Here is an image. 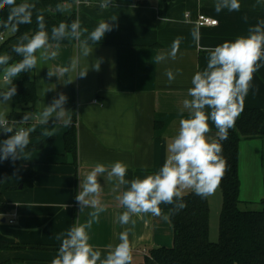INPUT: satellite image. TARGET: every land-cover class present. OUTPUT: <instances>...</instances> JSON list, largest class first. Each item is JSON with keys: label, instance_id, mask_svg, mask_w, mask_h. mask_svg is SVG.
I'll list each match as a JSON object with an SVG mask.
<instances>
[{"label": "crops", "instance_id": "1", "mask_svg": "<svg viewBox=\"0 0 264 264\" xmlns=\"http://www.w3.org/2000/svg\"><path fill=\"white\" fill-rule=\"evenodd\" d=\"M64 1L65 7L75 10L81 28L88 29L81 39L101 20L117 19L109 21L115 27L93 45L92 55L81 59V68L102 60L99 71L90 67L85 78L76 79V73H71L75 80L69 84V75L47 77L48 67L67 66L73 56L80 54L76 41L58 49L53 46L58 56L28 72L34 80L36 94L29 112L39 113L58 93L68 97L64 107L72 112L69 115L70 126L76 129V156L65 150L64 135L69 126L54 122V118L47 125L40 124L38 119L28 122V127L35 129L28 147L38 148L26 150L19 160L32 167L34 176L28 180L5 181L2 197L13 210L0 216V242L25 248L0 252V264H51L61 243L57 236L77 223H85L93 211L85 208L80 212L75 198L81 179L95 164L122 161L128 165L125 179L129 181L157 172L167 158V144L177 134L179 120L189 115L183 101L191 99L187 92L192 87V77L205 69L208 50L248 36L251 27L264 21V0H239L238 11L223 9L219 13L215 11V0H112L105 8L100 7L102 0H94L90 6H76L75 0ZM200 15L215 19L217 26L197 27L195 22ZM195 28L199 29L198 40L192 35ZM177 38H181V44L176 58L156 63L154 57L170 51ZM5 53L3 50L0 55ZM167 69L174 73L181 70L171 83L165 75ZM52 87L55 90L43 95V89ZM8 107V116L13 111L28 112L24 106L13 105L12 100L8 101ZM243 109L264 111V58L253 74ZM209 126L211 131L207 136L216 140L218 130L211 119ZM260 130L264 133V124ZM262 156L264 137L240 141L239 202L244 207L257 208L264 199ZM98 182L102 186L101 202L107 208L89 230V242L101 251L102 258L111 251L110 246L119 243V233L125 228L131 229L132 264H142L154 248L172 246L169 212L174 204H161L159 217L141 214L132 217L134 224L122 226L117 216L125 209L116 196L127 186H118L116 178L108 180L107 173L98 176ZM190 192L187 190L184 195ZM13 215L15 222L10 225L8 221ZM164 215L168 216L167 220Z\"/></svg>", "mask_w": 264, "mask_h": 264}, {"label": "clouds", "instance_id": "2", "mask_svg": "<svg viewBox=\"0 0 264 264\" xmlns=\"http://www.w3.org/2000/svg\"><path fill=\"white\" fill-rule=\"evenodd\" d=\"M111 3L112 0H102L100 7H108ZM6 6H11V10L3 27L15 33L19 30V25L32 22L35 4L25 2L17 5L16 0H0V9ZM214 7L219 13L223 9L238 11L241 5L239 0H215ZM56 10L63 12L65 9L63 5H57ZM116 19L101 20L86 38L81 39L82 33H88V29L81 28L79 18L71 23L60 22L51 28L49 34L43 14L37 13V31L31 36L25 33L12 48L22 59L9 63L12 59L10 54L0 55V66H3L0 105L6 106L0 108V132L12 133L7 139L0 140V161L11 158L14 162L23 158L22 153L29 146L30 135L35 129L17 127V124L25 125L38 119L40 124L47 125L52 118L54 122L63 123L66 127L72 123L69 115L71 111L64 107L68 97L63 92L58 93L50 104L43 105L39 113L25 112L20 121H10L8 101L17 93L14 78L24 72H31L38 64L55 59L58 56L55 49L65 39L78 41L80 54L73 56L67 66L48 67V78L69 75V84L77 77L85 78L90 67L99 71L102 60L97 59L90 66L81 68V59L92 55L95 48L93 45H97L107 32L113 30L115 24L109 21L115 22ZM192 35L198 40L199 29H193ZM180 44L181 38L174 40L170 51L160 52L154 57L155 62L161 63L169 58L174 60ZM208 51L205 69L197 71L192 77V87L187 92L191 99L183 101V108L189 110V115L179 120L178 132L167 144V158L163 165L155 173L129 181L125 179L128 165L124 162L95 164L84 179H81L80 190L75 198L80 212L85 208L93 211L89 212L85 223H77L57 236L61 243L51 264H132V246L129 240L131 229L125 228L119 233V243L110 246L111 251L104 258L101 251L89 242V230L94 223L99 222L100 214L107 208L100 199L102 186L98 182V176L107 173L108 180L116 178L118 186H127L126 190L116 196L119 205L125 209L117 216L118 223L122 226L130 222L134 224L133 216L148 213L161 216V204H175L176 210L182 209L186 206L182 198L187 190L201 197L214 194L227 170V161L221 155V144L207 136L211 131L209 119L218 130L216 135L219 139L226 140L229 129L235 126L236 118L243 110L253 74L258 70V62L264 58V21L251 27L248 36H241L234 42L226 41ZM180 72V69H176L175 73L167 69L165 75L168 82H173ZM71 73H76L74 80ZM53 90L55 87L45 88L42 90L43 95ZM163 218L167 220L168 216L164 215Z\"/></svg>", "mask_w": 264, "mask_h": 264}, {"label": "trees", "instance_id": "3", "mask_svg": "<svg viewBox=\"0 0 264 264\" xmlns=\"http://www.w3.org/2000/svg\"><path fill=\"white\" fill-rule=\"evenodd\" d=\"M35 4L32 22L19 25V30L13 33L3 27L9 17L11 6L0 9V53L5 50L12 59L9 63L22 59L12 51L10 46L14 41L20 42L25 33L31 36L37 31L36 15L43 14L47 30L60 22L71 23L76 19L75 10L65 7L64 0H34L16 1ZM57 5H63L64 11L56 10ZM18 42V43H19ZM75 39H65L59 46H71ZM17 43V44H18ZM53 46L55 43L53 42ZM17 87L16 95L11 99L13 105H21L31 111L36 102L35 84L28 72L14 78ZM25 112L13 111L8 119L20 121ZM264 124V111L259 109H243L236 118L235 128L229 131L226 140L216 141L221 144L222 157L227 161V170L219 183L221 193V211L218 223V241H209V205L207 197H201L194 192L183 196L182 209L176 210L175 204L169 212V222L173 230V243L170 248H154L144 258L142 264H264V199L259 211H245L239 208V178H238V147L242 140H252L264 137L260 128ZM28 127V124L17 127ZM12 133L0 132V140L7 139ZM65 150L76 156V129L69 126L64 135ZM38 147H28L31 150ZM264 160V156H262ZM34 171L29 164L19 160L0 161V216H5L13 210L2 197L3 184L9 178L20 181L31 179ZM25 247L11 246L0 242V252L24 249ZM6 264V263H4Z\"/></svg>", "mask_w": 264, "mask_h": 264}, {"label": "rangeland", "instance_id": "4", "mask_svg": "<svg viewBox=\"0 0 264 264\" xmlns=\"http://www.w3.org/2000/svg\"><path fill=\"white\" fill-rule=\"evenodd\" d=\"M208 200H209V207H210L209 241L212 243H216L218 241V223H219V214L221 211V203H222L221 193L218 187L215 190L213 195L208 196ZM239 208L245 211H259L261 210L262 206L259 204L257 208L256 206L244 207L242 204H240ZM14 251H18V249H15Z\"/></svg>", "mask_w": 264, "mask_h": 264}, {"label": "built area", "instance_id": "5", "mask_svg": "<svg viewBox=\"0 0 264 264\" xmlns=\"http://www.w3.org/2000/svg\"><path fill=\"white\" fill-rule=\"evenodd\" d=\"M94 0H75V5H83V6H90ZM195 24L197 27L202 28V27H215L217 26V21L215 19L200 15L197 17ZM0 41H2V38H0ZM15 216H11L9 219L8 223L10 225L14 224Z\"/></svg>", "mask_w": 264, "mask_h": 264}]
</instances>
